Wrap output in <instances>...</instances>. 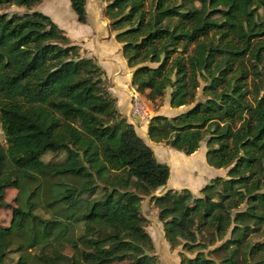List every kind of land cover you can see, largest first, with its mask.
<instances>
[{"label": "trees", "instance_id": "16d2710c", "mask_svg": "<svg viewBox=\"0 0 264 264\" xmlns=\"http://www.w3.org/2000/svg\"><path fill=\"white\" fill-rule=\"evenodd\" d=\"M43 1L0 0V10L26 9L0 11L9 138L0 142V205L7 189L19 191L10 225L0 226V264L15 245L17 264H161L142 200L167 184L171 167L121 114L104 69L33 9ZM70 2L87 24V0ZM105 14L138 92L156 100L171 89L172 107L195 103L153 116L150 139L192 155L207 138L208 164L228 168L202 197L188 188L151 197L171 246L196 253L181 252V264H264V242L249 240L264 233V0H109ZM228 232L216 263L204 250Z\"/></svg>", "mask_w": 264, "mask_h": 264}, {"label": "rangeland", "instance_id": "374dc122", "mask_svg": "<svg viewBox=\"0 0 264 264\" xmlns=\"http://www.w3.org/2000/svg\"><path fill=\"white\" fill-rule=\"evenodd\" d=\"M109 0H87L88 22L82 24L77 19V14L71 7L70 0H44L35 6L34 10L42 11L52 17V19L66 32L71 44L78 45L83 57L93 58L105 71V83L108 90L116 98L117 107L127 120L134 124L137 132H148V125L153 116L162 114L170 117L177 116L195 105H184L172 107L170 104L171 89H168L163 97L150 100L146 94L140 93L132 85V74L134 69L130 68L123 55V44L116 39L117 31L111 28V20L106 16V6ZM0 11L24 12L25 8L16 6L4 7ZM157 66L158 64H149ZM202 87L198 89V100H203ZM136 107V108H135ZM137 109V110H136ZM135 111H138L135 114ZM9 138L0 131V142H5ZM146 140H148L146 136ZM152 143L153 149L160 162L167 163L171 167V175L165 186L160 187L152 194L162 195L168 190L190 189L195 196L202 197V189L212 182L213 178L221 176L228 177V168H216L208 164L207 161V138L201 142L200 148L194 154L187 155L182 151L176 150L164 143ZM46 160H61L54 154H48ZM19 191L16 188L7 189L5 195V205H0V226H8L13 217L14 208L18 206L17 198ZM100 193L97 191V195ZM151 195L145 196L142 200V214L147 218L146 229L151 234L155 244V254L161 264H181V252L189 257L196 253L189 252L180 244L172 247L167 241L164 232L163 222L159 219L158 208L152 201ZM245 205L242 206L244 209ZM45 217L54 215V211L43 207L40 209ZM217 241L205 249V253L213 258L216 263L223 258V252H215L214 249L220 246L227 238ZM249 240L252 243L264 242V233H253ZM39 250H30L33 255L38 254ZM67 252H70L67 250ZM21 252L17 246H13L8 259L4 264H17ZM109 264H135L130 257L112 261Z\"/></svg>", "mask_w": 264, "mask_h": 264}, {"label": "crops", "instance_id": "0c3cea01", "mask_svg": "<svg viewBox=\"0 0 264 264\" xmlns=\"http://www.w3.org/2000/svg\"><path fill=\"white\" fill-rule=\"evenodd\" d=\"M140 136L143 137L145 139V141L153 148L152 143L150 142V137L148 135V132H145V131L144 132H141ZM146 136H147L148 140H146Z\"/></svg>", "mask_w": 264, "mask_h": 264}, {"label": "built area", "instance_id": "2783aa9c", "mask_svg": "<svg viewBox=\"0 0 264 264\" xmlns=\"http://www.w3.org/2000/svg\"><path fill=\"white\" fill-rule=\"evenodd\" d=\"M136 108V107H135ZM137 110V109H136ZM138 111H135V114L137 113ZM0 131H1V133L5 136V134H4V132H3V129H2V127L0 126ZM5 138H7V136H5Z\"/></svg>", "mask_w": 264, "mask_h": 264}, {"label": "water", "instance_id": "95a60500", "mask_svg": "<svg viewBox=\"0 0 264 264\" xmlns=\"http://www.w3.org/2000/svg\"><path fill=\"white\" fill-rule=\"evenodd\" d=\"M154 195H156V194H152V196H154ZM208 199V198H207Z\"/></svg>", "mask_w": 264, "mask_h": 264}]
</instances>
